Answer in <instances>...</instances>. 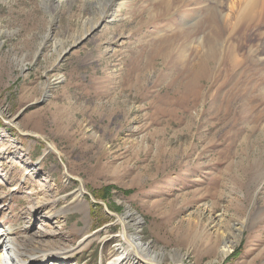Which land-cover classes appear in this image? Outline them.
<instances>
[{
  "label": "rangeland",
  "instance_id": "rangeland-1",
  "mask_svg": "<svg viewBox=\"0 0 264 264\" xmlns=\"http://www.w3.org/2000/svg\"><path fill=\"white\" fill-rule=\"evenodd\" d=\"M112 1L0 0V225L25 261L88 236L38 264H108L124 230L162 264H264L258 32L219 0H117L102 20Z\"/></svg>",
  "mask_w": 264,
  "mask_h": 264
},
{
  "label": "bare ground",
  "instance_id": "bare-ground-1",
  "mask_svg": "<svg viewBox=\"0 0 264 264\" xmlns=\"http://www.w3.org/2000/svg\"><path fill=\"white\" fill-rule=\"evenodd\" d=\"M219 3L222 5V8L224 7L226 9H223L219 12H221L220 14H222V18L224 22L228 24L229 29H231V31H237L241 36H243V34L247 32V30L254 29L258 32L263 46L262 49H264V0H219ZM106 4L108 6L106 9L102 7L100 9V15H103L102 20H106L105 18L109 17V13L117 4V0H113L112 2H105V6ZM50 146L52 145L50 144ZM53 149L57 152L54 147ZM65 173H67V171ZM128 216H134L135 219L139 218V215L128 210L125 215H122L120 217L119 215L117 216L119 218V221L123 223V226L125 225L123 219L128 218ZM43 217L51 218L52 213H45L39 216L40 219H43ZM122 236L128 244L123 248L119 247L120 254L116 256L112 261H109L108 264H117L126 258L131 259L132 264H162L161 260H155L154 255L156 256V253L154 254V252L150 250L148 245L149 243L141 241L139 234H129L126 230H124ZM87 237L88 236L82 238L75 247H72L70 249L58 250L49 253L42 251L40 255H37L35 257L32 256L25 261L24 255L22 254L19 247L20 240H18L16 236H13V233L10 231V229L6 227L4 228L0 225V264H38L46 258L50 260L54 257L63 258L72 253L75 249L81 247ZM136 246H138L141 250L137 249ZM131 249L133 250V252L131 251ZM143 250H146V252L142 253ZM220 250L223 255H227L230 252L228 245L222 246ZM168 264L172 263L168 262ZM173 264L184 263L177 262Z\"/></svg>",
  "mask_w": 264,
  "mask_h": 264
},
{
  "label": "water",
  "instance_id": "water-1",
  "mask_svg": "<svg viewBox=\"0 0 264 264\" xmlns=\"http://www.w3.org/2000/svg\"><path fill=\"white\" fill-rule=\"evenodd\" d=\"M47 146H48V148L49 149H51V150H53V151H55L54 149H53V146H50V144H48L47 143ZM56 152V151H55ZM56 154H58L57 152H56ZM63 167H64V169H65V166L63 165ZM65 172H66V169H65ZM80 190L82 191V192H84L85 193V191H84V187H83V185L80 183ZM93 201H95V200H93ZM100 203H102L103 204V206L105 207V209L107 210V212L108 213H111V214H113L114 216H116V218H117V216H118V214L117 213H112V212H110V211H108V209L106 208V205H105V203L104 202H100Z\"/></svg>",
  "mask_w": 264,
  "mask_h": 264
},
{
  "label": "trees",
  "instance_id": "trees-1",
  "mask_svg": "<svg viewBox=\"0 0 264 264\" xmlns=\"http://www.w3.org/2000/svg\"><path fill=\"white\" fill-rule=\"evenodd\" d=\"M109 188L106 186L104 187L101 191L103 192V194L101 195V198H106L108 196V191Z\"/></svg>",
  "mask_w": 264,
  "mask_h": 264
}]
</instances>
